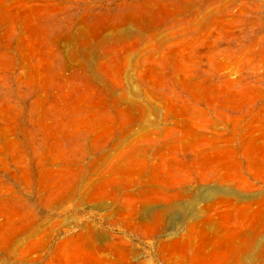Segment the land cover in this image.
Listing matches in <instances>:
<instances>
[{
    "label": "rangeland",
    "instance_id": "rangeland-1",
    "mask_svg": "<svg viewBox=\"0 0 264 264\" xmlns=\"http://www.w3.org/2000/svg\"><path fill=\"white\" fill-rule=\"evenodd\" d=\"M0 264H264V0H0Z\"/></svg>",
    "mask_w": 264,
    "mask_h": 264
}]
</instances>
